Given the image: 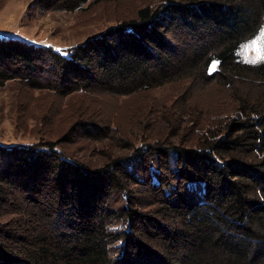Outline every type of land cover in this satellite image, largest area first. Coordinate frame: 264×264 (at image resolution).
<instances>
[{
	"label": "trees",
	"instance_id": "16d2710c",
	"mask_svg": "<svg viewBox=\"0 0 264 264\" xmlns=\"http://www.w3.org/2000/svg\"><path fill=\"white\" fill-rule=\"evenodd\" d=\"M87 1L66 0V8ZM261 25L264 0H153L66 53L0 37V84L16 78L8 64L26 71L28 88L59 94L68 81L127 95L184 71L235 84L226 132L207 129L197 145L145 144L98 167L66 157L56 142L0 145L8 163L0 208L24 190L32 223L13 241L0 222V264H264V62L238 54ZM42 65L58 83L43 86ZM240 82L258 92L240 94ZM19 199L13 212L24 209Z\"/></svg>",
	"mask_w": 264,
	"mask_h": 264
},
{
	"label": "rangeland",
	"instance_id": "374dc122",
	"mask_svg": "<svg viewBox=\"0 0 264 264\" xmlns=\"http://www.w3.org/2000/svg\"><path fill=\"white\" fill-rule=\"evenodd\" d=\"M65 1L0 0V37L19 38L66 53L107 29L122 25L134 18L139 8L153 3V0H88L69 10ZM167 36L181 50L190 46L189 39ZM252 39L238 53L248 63H253L258 55L247 46ZM8 66L16 78L0 84V145L56 142L63 155L92 167L104 165L111 157H129L134 147L145 144L197 145L207 129V135L211 136L210 128L218 130L215 134L220 137L226 132L223 123L235 114L231 94L235 84L222 85L219 76L206 80L184 71L178 78L127 95L102 92L92 86L83 90L67 81L60 89L68 90L59 94L58 89L28 88L22 79L26 71L15 69L12 64ZM41 68L39 77L43 86L58 83L48 66ZM239 91L246 95L249 91L258 92L241 82ZM7 164L0 157V169ZM134 175L145 179L143 172ZM24 194V190L12 191L9 201L0 208L4 212L0 222L6 232L12 233L13 241L16 235L26 234L32 224ZM15 198H20L17 201L21 200L24 209L12 211L11 201ZM3 238L11 241L5 235Z\"/></svg>",
	"mask_w": 264,
	"mask_h": 264
},
{
	"label": "snow or ice",
	"instance_id": "6c2138e0",
	"mask_svg": "<svg viewBox=\"0 0 264 264\" xmlns=\"http://www.w3.org/2000/svg\"><path fill=\"white\" fill-rule=\"evenodd\" d=\"M248 47H252L258 53L257 57L252 61L256 62H264V25H261L257 31L256 36L249 42ZM218 62L214 61L212 65H210V71L215 70V66Z\"/></svg>",
	"mask_w": 264,
	"mask_h": 264
}]
</instances>
